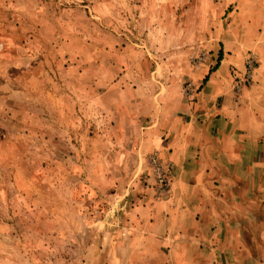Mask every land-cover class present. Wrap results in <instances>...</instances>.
Instances as JSON below:
<instances>
[{"label":"rangeland","instance_id":"374dc122","mask_svg":"<svg viewBox=\"0 0 264 264\" xmlns=\"http://www.w3.org/2000/svg\"><path fill=\"white\" fill-rule=\"evenodd\" d=\"M222 5L0 0V264H264V155L227 233L200 236L214 252L152 226L185 173L169 148L183 108L231 109L255 82L236 89L247 54L217 71Z\"/></svg>","mask_w":264,"mask_h":264},{"label":"crops","instance_id":"0c3cea01","mask_svg":"<svg viewBox=\"0 0 264 264\" xmlns=\"http://www.w3.org/2000/svg\"><path fill=\"white\" fill-rule=\"evenodd\" d=\"M223 4L227 12L224 10L218 40L224 45V54L217 71L226 73L231 66L242 70L245 55L253 54L258 62L255 82L239 103L230 105L231 109L224 105L202 113L200 102L190 112L189 107L183 108L179 131H170L169 148L177 175L182 170L185 173L172 183L173 195L166 202L165 216L160 212L161 216L152 217V226L161 234L191 233L199 237L195 241L199 251L212 252L217 249L216 241H208L207 247L200 236L214 238L227 233V221L233 218L230 205L240 203L236 188L251 186L244 183L247 179L241 173L261 170L264 155V110L257 112L253 103L264 109V0H223ZM253 94H258L256 100H250ZM246 213L255 220L254 211L248 209ZM176 220L192 221L194 229H171ZM159 221L163 228H159ZM247 250L253 253L251 248Z\"/></svg>","mask_w":264,"mask_h":264},{"label":"built area","instance_id":"2783aa9c","mask_svg":"<svg viewBox=\"0 0 264 264\" xmlns=\"http://www.w3.org/2000/svg\"><path fill=\"white\" fill-rule=\"evenodd\" d=\"M245 70L244 73L242 75V78L238 80V82L236 83V89L238 91H241L244 87H246L247 85H249L252 81V76L255 72L256 69V59L254 57L253 54H249L247 55L246 59H245ZM159 177H161L160 180V188H161V192H165L168 188V182L167 179L165 178L164 175H158Z\"/></svg>","mask_w":264,"mask_h":264}]
</instances>
